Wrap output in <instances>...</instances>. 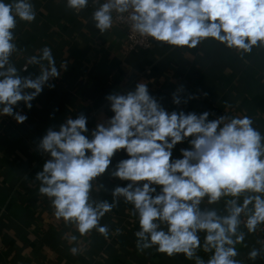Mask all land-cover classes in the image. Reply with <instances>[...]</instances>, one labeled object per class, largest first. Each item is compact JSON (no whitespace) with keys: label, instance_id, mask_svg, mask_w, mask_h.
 Segmentation results:
<instances>
[{"label":"clouds","instance_id":"clouds-1","mask_svg":"<svg viewBox=\"0 0 264 264\" xmlns=\"http://www.w3.org/2000/svg\"><path fill=\"white\" fill-rule=\"evenodd\" d=\"M92 2L98 5L92 21L101 34L113 27L115 19H121L140 37L168 46L196 48L212 38L240 54L264 47V0ZM88 4L89 0H66V6L76 12ZM35 18L31 0H0V117H12L19 124L28 119L17 110L20 102L30 110L32 101L45 87L55 88L51 81L61 76L49 47L39 56L28 57V64L40 68L34 78L21 75L12 62L13 54L20 51L15 42L18 21L31 23ZM183 91L181 86L172 94L173 104L198 98L189 94L182 99ZM105 99L113 115L97 124L90 136L87 117L80 113L67 118L58 129L48 127L37 144V151L48 159L35 179L40 182L39 193L49 198L55 218L73 225L80 236L95 229L107 239L109 228L100 220L122 197L138 217V251L155 247L170 257H195L196 264H241L234 259L236 245L245 239L243 232L238 233L241 214L247 216L244 226L248 233L264 224V134L253 126V118L223 115L210 120L208 111L169 112L144 81L131 90L113 91ZM186 140L191 149H180L182 158L172 159L175 146ZM120 150L128 158L110 170L112 158ZM109 170L111 176L129 183L114 188L112 202L96 201L91 196L93 182ZM155 186H160L159 191ZM244 193L251 194L238 203ZM205 197L208 204L232 197L226 202L228 215L201 211ZM200 232L205 233L204 251L212 253L207 262L196 256ZM76 240L72 235L71 241ZM70 251L76 255L80 249L71 247ZM259 254L252 249L248 257L255 260Z\"/></svg>","mask_w":264,"mask_h":264},{"label":"crops","instance_id":"crops-1","mask_svg":"<svg viewBox=\"0 0 264 264\" xmlns=\"http://www.w3.org/2000/svg\"><path fill=\"white\" fill-rule=\"evenodd\" d=\"M31 2L36 18L31 23L18 21L15 42L20 51L13 54L12 62L21 75L34 78L40 68L28 64V57L39 56L44 47H49L61 76L51 81L55 88L45 87L32 101L30 110L20 102L17 110L28 117L23 124L12 117H0V264H196L195 257H170L155 247L138 251V217L132 215L133 206L122 197L100 220L109 228L107 239L95 229L80 236L73 225L56 219L49 198L39 193L40 182L35 179L48 159L47 154L37 151V144L48 127L58 129L67 118H76L80 113L87 117L90 136L97 124L106 123L113 115L105 97L113 91L131 90L141 81L148 84L150 94L169 112L208 111L210 120L222 115H248L253 118V126L264 134V47L240 54L208 38L196 48L155 41L150 51L126 54L122 49L127 41L125 28L114 22L110 30L101 34L92 21L98 7L92 0L79 12L69 9L66 0ZM24 67L27 71H23ZM181 86L182 99L189 94L198 98L179 106L173 104L172 94ZM182 148L191 149V145L187 140L178 143L172 159L182 158ZM127 158L124 150L118 151L110 170ZM110 170L93 182L91 196L96 201L112 202L114 188L129 183L111 176ZM155 187L159 191L160 186ZM250 194H242L238 203ZM230 199L233 198L221 197L217 203L208 204L205 197L199 207L225 216ZM240 219L238 233L243 232L245 239L236 245L238 256L234 259L241 264H264V224L248 233L244 226L247 216L242 213ZM72 235L76 241H71ZM199 236L201 247L196 256L207 262L212 253L203 249L205 233ZM71 247H78V254L73 255ZM252 249L260 253L255 260L248 257Z\"/></svg>","mask_w":264,"mask_h":264},{"label":"built area","instance_id":"built-area-1","mask_svg":"<svg viewBox=\"0 0 264 264\" xmlns=\"http://www.w3.org/2000/svg\"><path fill=\"white\" fill-rule=\"evenodd\" d=\"M114 22H116L118 25L123 26L126 30L127 41L122 48L124 53L131 54L139 51L152 50L155 43L154 40H152L151 38H142L138 34L132 32L126 20L115 19Z\"/></svg>","mask_w":264,"mask_h":264}]
</instances>
